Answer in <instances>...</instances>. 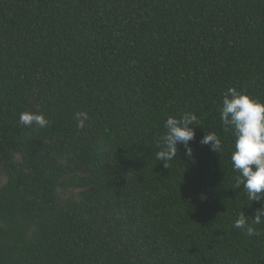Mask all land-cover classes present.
<instances>
[{"label":"trees","instance_id":"obj_1","mask_svg":"<svg viewBox=\"0 0 264 264\" xmlns=\"http://www.w3.org/2000/svg\"><path fill=\"white\" fill-rule=\"evenodd\" d=\"M231 87L264 101V0H0V264H264V224L234 227L264 200L236 184ZM183 113L193 158L166 168Z\"/></svg>","mask_w":264,"mask_h":264},{"label":"clouds","instance_id":"obj_2","mask_svg":"<svg viewBox=\"0 0 264 264\" xmlns=\"http://www.w3.org/2000/svg\"><path fill=\"white\" fill-rule=\"evenodd\" d=\"M220 119L225 131H230L234 137V150L231 153L233 170L237 187L243 186L247 199L255 202L264 200V101H261L235 87L228 88L221 103ZM78 127L84 128L89 119L87 112L76 113ZM198 118L193 113H183L181 117L169 116L164 122L166 131L159 138L156 159L164 162L169 168V162L177 159L179 146H183L185 154L193 158V148L190 142L195 139L196 132L191 125H199ZM19 122L26 127L33 125L40 128L48 126L49 121L39 112L24 111L19 114ZM210 145L211 150L220 152L221 139L214 133L206 134L200 141ZM264 224V204L256 209L254 216H246L242 211L234 221V227L241 229L248 237L260 234L257 225Z\"/></svg>","mask_w":264,"mask_h":264}]
</instances>
